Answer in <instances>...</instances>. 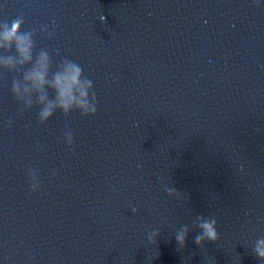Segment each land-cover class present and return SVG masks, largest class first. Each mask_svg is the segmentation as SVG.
Instances as JSON below:
<instances>
[{
    "label": "water",
    "instance_id": "obj_1",
    "mask_svg": "<svg viewBox=\"0 0 264 264\" xmlns=\"http://www.w3.org/2000/svg\"><path fill=\"white\" fill-rule=\"evenodd\" d=\"M18 16L96 112L41 123L0 68V264H264V0H0Z\"/></svg>",
    "mask_w": 264,
    "mask_h": 264
},
{
    "label": "clouds",
    "instance_id": "obj_2",
    "mask_svg": "<svg viewBox=\"0 0 264 264\" xmlns=\"http://www.w3.org/2000/svg\"><path fill=\"white\" fill-rule=\"evenodd\" d=\"M103 20L104 17H101ZM23 17L18 16L8 21L0 22V68L15 72L18 78L11 81L13 98L22 103L23 108L40 106L37 118L41 123L47 121L57 110L67 115L78 110L82 116L93 115L96 112V96L92 91L93 82L83 75L82 68L74 61L64 58L52 68V59L46 50L34 53L35 29L21 31ZM44 31V29H41ZM51 35V33H47ZM28 66V67H25ZM11 123V121H9ZM70 145L73 134L67 130L64 134ZM33 191L37 190L30 185ZM171 194L172 189H167ZM135 211V209H133ZM200 221L196 226L201 232L195 236V243L216 241L219 236L214 217H197ZM158 230L148 234V241L154 243ZM188 227L185 225L176 235V241L184 246ZM254 254L264 260V237L256 240Z\"/></svg>",
    "mask_w": 264,
    "mask_h": 264
}]
</instances>
